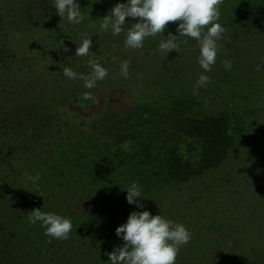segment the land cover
Wrapping results in <instances>:
<instances>
[{
	"label": "rangeland",
	"instance_id": "374dc122",
	"mask_svg": "<svg viewBox=\"0 0 264 264\" xmlns=\"http://www.w3.org/2000/svg\"><path fill=\"white\" fill-rule=\"evenodd\" d=\"M77 2L78 25L53 8L30 12L45 17L44 27L22 24L8 32L16 60L7 72L0 69V84L9 80L6 90L18 88L16 102L30 121L26 131L0 129V264H109L107 253L123 244L115 228L143 210L190 231L176 264H264V16L257 26L241 19L247 8H264V0H223L218 23L225 31L208 72L197 62L195 39L181 36L176 50H159L162 36L178 35V22L130 49L124 39L136 20L126 18L115 37L99 28V19L125 0ZM21 3L0 0L15 17ZM88 37L89 54L75 55ZM90 60L108 72L95 87L63 76L66 67L89 76ZM123 61L127 77L120 73ZM202 73L209 82L197 88ZM22 79L23 95L15 83ZM10 105L0 103V126ZM220 115L233 138L226 159L187 181L165 178L172 149L197 155L181 136L183 125ZM37 173L33 184L28 177ZM133 182L143 208L125 200ZM34 208L70 219L69 238L52 239L39 222L30 224Z\"/></svg>",
	"mask_w": 264,
	"mask_h": 264
},
{
	"label": "clouds",
	"instance_id": "9594fccd",
	"mask_svg": "<svg viewBox=\"0 0 264 264\" xmlns=\"http://www.w3.org/2000/svg\"><path fill=\"white\" fill-rule=\"evenodd\" d=\"M222 3L223 0H125L115 4L107 15L99 19V28L115 37L125 31L126 18L136 20L127 29L124 45L130 49H140L146 38L162 35L169 22H178V35L169 32L167 38L162 36L159 50L165 54L176 50L179 47L177 39L181 36L195 39L200 45L197 62L203 72H208L216 62V41L225 31L218 23ZM53 8L58 16L65 18L70 24L78 25L82 22L77 0H53ZM90 38L82 40L75 49V55L89 54L92 47ZM89 65L91 73L87 77L67 67L63 69V76L69 80H83L84 86L91 89L108 72L97 61L90 60ZM230 67V62H225V68ZM120 73L127 77L128 61L121 63ZM208 82L209 77L200 74L197 88ZM28 180L36 184L40 180L39 173L29 176ZM125 191V200L129 205L144 207L137 199L144 198L137 182H133ZM27 215L30 224L40 223L46 236L58 240L69 238L73 227L70 219L43 212L41 208H34ZM114 231L123 244L107 253L109 264H176L180 247L188 244L191 239L190 231L183 224L174 223L159 214L153 215L147 210L130 212L126 222L117 226Z\"/></svg>",
	"mask_w": 264,
	"mask_h": 264
},
{
	"label": "trees",
	"instance_id": "16d2710c",
	"mask_svg": "<svg viewBox=\"0 0 264 264\" xmlns=\"http://www.w3.org/2000/svg\"><path fill=\"white\" fill-rule=\"evenodd\" d=\"M53 0H22L13 14L20 12V17L9 16L5 7L0 5V69L7 72V68L12 67L13 61L16 60L15 53H11L7 48V38L10 28H18L22 24L33 26V28L44 27L45 17H32L30 12L48 11L53 9ZM254 7V6H253ZM247 8L241 19L245 23L250 22V26H257L264 16V8L261 6ZM263 15V16H261ZM44 29V28H43ZM23 60V59H22ZM29 80V77L27 78ZM9 80H4L0 85V103L10 105L11 113L6 117L0 126L3 131L14 132L17 129L26 131V126L30 121L29 115L22 112L18 99V88L12 86L6 90L4 84ZM14 83V82H13ZM21 87V93L26 91L22 89L25 81L15 82ZM7 86V85H6ZM21 100V99H20ZM33 111V110H31ZM181 136L193 142L197 147V155H184L179 150L172 149L168 158L165 160L162 175L166 178L177 181H187L190 177L201 175L203 172L210 171L218 167L227 157L228 152L233 144L232 134L228 126V121L224 115L220 116H203L202 118L189 119L186 125H183Z\"/></svg>",
	"mask_w": 264,
	"mask_h": 264
}]
</instances>
